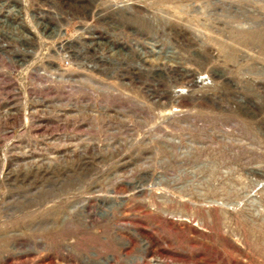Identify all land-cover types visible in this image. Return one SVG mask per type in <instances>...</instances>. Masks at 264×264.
I'll return each instance as SVG.
<instances>
[{
	"label": "rangeland",
	"instance_id": "1",
	"mask_svg": "<svg viewBox=\"0 0 264 264\" xmlns=\"http://www.w3.org/2000/svg\"><path fill=\"white\" fill-rule=\"evenodd\" d=\"M43 1L70 58L1 67L0 264H264V0Z\"/></svg>",
	"mask_w": 264,
	"mask_h": 264
},
{
	"label": "built area",
	"instance_id": "2",
	"mask_svg": "<svg viewBox=\"0 0 264 264\" xmlns=\"http://www.w3.org/2000/svg\"><path fill=\"white\" fill-rule=\"evenodd\" d=\"M42 1L0 0V72L2 66L7 68L21 66L22 69L25 68L28 72L30 71L34 79L40 80L39 78L43 77L45 79L48 72L51 75H59L62 65L65 66L68 63L70 55L63 48V41L65 40L63 39L64 34L61 32L64 23L60 21L61 17L55 11H53V15H50L46 6L39 7L38 3H42ZM57 2L59 3L60 0ZM49 19L57 22L58 25ZM32 24H35L38 29ZM49 25H55V27ZM51 34L61 44L58 49H54L55 53L49 52ZM38 37L41 41L39 45L35 44ZM9 41L13 42L12 46ZM55 45L57 44L55 43ZM52 54L55 55L51 57ZM52 78L54 79V77ZM12 88L15 90L9 94L12 97L5 100H17L19 98L17 97L19 88Z\"/></svg>",
	"mask_w": 264,
	"mask_h": 264
}]
</instances>
